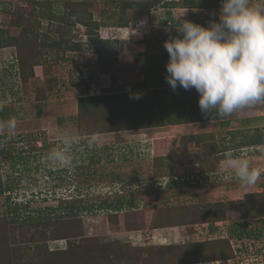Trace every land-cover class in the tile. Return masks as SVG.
Masks as SVG:
<instances>
[{
	"label": "rangeland",
	"instance_id": "rangeland-1",
	"mask_svg": "<svg viewBox=\"0 0 264 264\" xmlns=\"http://www.w3.org/2000/svg\"><path fill=\"white\" fill-rule=\"evenodd\" d=\"M38 1L48 2L59 14L74 9L100 22L98 37L117 41V65L110 57L104 63L113 66V74L100 70L98 55L87 45L88 38L82 36L84 28L78 24L70 33L75 36L71 41L80 48L61 51L58 57L57 50L48 49L41 58L46 65L53 66L47 75L50 80H56V85L47 91L43 69L36 66L35 79L24 92L14 65L15 50L0 48V110L3 112L0 122L12 117L17 121L10 136L0 134V183L4 189L0 194V264H189L183 263L184 256L191 254L186 253L190 251L186 247L204 242L206 259H217L218 246H222L219 240L228 238L231 230H240L241 224L258 236L229 239L233 253L229 260L194 264H264V216L246 217L245 211L249 206L246 203L250 204L245 196L264 192V145L236 147L244 136L256 135V128L264 131V106L237 110L227 117L229 129H219L216 121L218 128L212 127L211 132L214 139L200 144L187 143L186 133L168 135L165 132L171 125L156 122L157 118L165 122L171 115L187 112L171 100L170 107L153 106L164 95L162 89H154V84L167 83L168 54L163 44L180 35L176 30L177 17L185 8L160 5L147 10L148 0ZM200 1L205 7L188 8L184 18L202 26H207L210 20L218 21L220 0ZM251 2L264 7V0ZM31 12V3L0 0V30L18 35L17 13L23 19L30 17ZM142 19H146V25L137 29L138 34H132L130 24L137 28L136 22ZM119 22L124 27H117ZM58 24L40 20V35L62 37L54 34ZM110 35L115 37L105 39ZM112 48L108 47L105 53ZM40 51L43 55V50ZM36 86L45 89L43 102L36 100ZM125 89L131 98L140 96L147 119L134 120V129L116 123L110 129L118 131L88 134L92 127L85 126L86 133H78L80 97ZM177 90L176 97L184 99V89ZM187 92L190 96L187 107H196L197 92L194 89ZM172 106L178 107V111ZM198 112L199 107L193 120ZM201 116L205 118L209 114ZM198 123L201 124L197 125L195 134L206 135L207 131H203L206 122ZM234 128L239 130L233 131ZM145 129L151 130V138L142 135ZM64 131L78 134L79 143L71 147L69 163L54 164L46 156L61 147L58 133ZM229 152L248 159L250 166L260 169L262 175L255 185L242 188L232 171L220 166L221 159ZM167 156H170L168 160ZM192 160L198 164L186 163ZM199 164L204 174L199 173ZM186 176H192V182L180 181ZM170 178L173 184L168 183ZM118 200L123 202L120 205L123 210L116 214L108 216L105 209L98 207L103 202L119 206ZM253 200L257 207L264 208V198ZM230 201L234 202L236 211L238 207L241 210L229 209ZM68 203L76 207L92 206L93 210L81 209L78 218L61 217L66 216ZM169 207L177 212L163 221L178 226L161 227L167 223L158 224L159 217L169 212L166 211ZM203 211L207 212V218L201 220L198 215ZM212 211L217 216L224 214V218L211 224V218L215 217Z\"/></svg>",
	"mask_w": 264,
	"mask_h": 264
},
{
	"label": "trees",
	"instance_id": "trees-1",
	"mask_svg": "<svg viewBox=\"0 0 264 264\" xmlns=\"http://www.w3.org/2000/svg\"><path fill=\"white\" fill-rule=\"evenodd\" d=\"M19 1H24L32 4V12L29 15L30 17L19 19L20 18V13H17L18 20L15 22L17 27H20V32L18 35L13 36L10 35L8 32L5 30H0V48L3 49L5 47H10L15 50V66H17V75L19 77L20 81V86L25 92L28 88H30V82L31 80L35 79L34 77V68L36 66H40L43 69V76L46 80V86L48 87L47 91H51L54 86L56 85L55 83L56 80H50L48 78L49 75H47L51 68L53 67L51 64H45L43 60H41L44 55L48 52V49L51 50H57V57L60 55L61 51H69V50H75L76 47L80 48L79 44H75L71 40H74L70 32H72L70 29L72 28L74 30L76 25H82L84 28V32L82 33V36L85 35L88 38L87 45L92 47L93 51L95 54L98 55V60L100 61L99 68L102 72H108V74H113V70L111 67L113 66H106L104 62H106L110 57H113L114 60V65H117L116 59H117V41L116 40H103L98 37V29L100 28L101 23L98 21H93L90 16L85 15L83 12H78L77 10H74L73 7L68 14L61 13L59 14L57 9L51 8L49 6L48 2H42L38 0H19ZM147 4L145 7L147 10L153 9L157 6H160L165 8V7H170V8H204L205 6L203 5V2L200 0H171V1H166V0H148L146 2ZM66 15V16H64ZM33 17L34 19H32ZM40 20H47L49 22H58V26L54 30V34H57L62 36V37H55L51 38L48 33H43L40 35L41 32L39 29V24ZM119 26L117 27H124L121 22L118 23ZM166 24V21L163 22V25ZM63 26V27H62ZM67 30L66 33H64V30ZM69 29V30H68ZM48 31L49 28H48ZM52 32V31H51ZM70 33V34H69ZM113 47L111 50L108 51V54L105 53L107 48ZM43 50L44 54L42 55ZM45 59V58H44ZM57 61V59H56ZM55 61V62H56ZM54 62V63H55ZM103 63V65L101 64ZM113 64V62H112ZM111 64V65H112ZM139 64V63H138ZM105 66V67H104ZM47 67V70L45 69ZM52 71V70H51ZM50 71V72H51ZM78 84V82H77ZM75 84V85H77ZM154 89L158 91L157 89H162L161 91H164V95L162 97H158L156 99V103L154 101L153 106L159 107H164L165 104L167 105L168 102L171 100L173 101L172 104L175 106H182V109H186V111H180L178 112L177 115H171V117L167 118L165 122L159 121V118H157L156 122L159 125H177L181 124L183 122L186 123H194L195 122H202V121H211V122H221L222 125L228 127L230 121L227 120V118L224 119H219L216 118L215 115L209 114V117L205 116V118H202V113L201 111L198 112V116L196 120H193L195 118V115L197 113V107H198V100H196V107L188 108L187 104L188 98L190 96L188 95V92L186 90L182 91V96L184 99H181L180 96L176 97L177 95L175 94L176 91H173L168 83H160V84H154ZM179 90H182L183 88H177ZM177 90V91H179ZM131 93L128 91L123 90L121 92H115V91H104L102 95H96V96H83L78 99L77 102V108H78V114H77V129L78 133L80 135H84V127H92V129L89 130L88 134H98V133H106V132H114L118 131L117 128L115 129H110L117 124L124 125L126 128L127 127H132L133 123H135L134 120L136 119H147V115L145 113V109H142L141 104L139 99H133L131 96H129ZM198 93L196 98L198 99ZM46 99L45 96V89L44 87H38L36 86V100L37 102H43ZM194 99V98H192ZM161 101V104L159 102ZM192 101V100H191ZM195 101V100H194ZM169 105V104H168ZM175 106H172L173 108ZM166 107V106H165ZM167 107H170L167 106ZM178 107H175L177 110ZM196 108V109H195ZM124 110H127L124 111ZM178 111V110H177ZM1 114L3 115V112L0 110ZM180 113V114H179ZM182 117V118H181ZM185 119V120H184ZM124 120V121H123ZM165 123V124H164ZM93 124L95 128L93 127ZM155 126H159V125ZM120 125V126H121ZM89 129V128H88ZM131 129H134L133 127ZM257 129V130H256ZM255 129V134L250 138H247L244 136V138L236 144L237 148L245 147V146H260L264 145V131L261 130L262 132H259L258 128ZM213 134L209 135H200L196 134L194 136H188L187 138V143L195 142L196 144H200L202 141H212ZM174 141V140H170ZM235 147V148H236ZM161 148V146H160ZM165 151V150H161ZM218 153V152H215ZM170 156H167V159H169ZM223 160V159H221ZM187 164H198V162L195 160H192L191 162L188 161L186 162ZM176 165L178 162H176ZM199 173H205L203 172L204 169H201V165L199 164ZM163 170V169H162ZM163 175V174H161ZM118 179V178H116ZM170 181L168 182L169 184L172 183V179H169ZM188 183V182H187ZM173 184V183H172ZM4 193V189L2 188V184L0 183V194ZM70 197V196H68ZM264 198V192H260L256 194L254 197L253 195H246L245 198L248 199L250 204L246 201L241 202L239 205H242L243 203H246L247 206L245 211L248 213L246 217H250L253 215L256 216H264V208H259L257 207V202L253 200V198ZM123 202L121 200H118V205L116 204H107V202H103L102 204H99V209L103 210L105 209L107 211V215L110 216L109 213L116 214L123 210L122 206H120ZM228 206L230 207L229 209L234 210L235 212H239L241 209L240 207L237 208L238 211H236V208H234V202L230 201L228 203ZM66 210V213L64 215L66 216H61V217H71V218H78V212L82 210L86 211H92L93 208L92 206L87 208L86 207H81V206H74L71 203H68ZM81 207V208H79ZM94 207V206H93ZM63 209V208H62ZM51 210V209H50ZM49 210V211H50ZM61 210V208H60ZM166 211H169L167 213H164V216L161 215L158 220V224L160 223H167V224H162L161 227L163 226H173L177 225L176 223H170V222H164L163 220L165 218H168L167 216H174L177 212V210H173V208L169 207L166 208ZM174 211V212H173ZM171 212V213H170ZM214 212L213 218H211V224H213L215 221L222 220L224 218V214L217 216L216 211ZM172 213H174L172 215ZM207 212H202L199 213L200 219H206ZM244 215V214H243ZM43 220V219H42ZM46 220V219H44ZM202 220V219H201ZM111 222V220H110ZM241 224L240 227H242L240 230L234 229L230 231V234H228V238L219 240V243L222 244V246H218L217 251L219 252V257L217 259H206L207 254L203 253L205 248H207L206 244L204 242H199L198 245L192 247H186L185 250H190L187 251L191 252L189 255H185L183 263H189V264H194V263H205V262H210L211 260H229L233 258V253L232 249L229 245V239L231 238H236V239H242L243 237H251V238H256L258 235L256 232L252 233L250 230L248 231L244 226ZM178 226V225H177ZM211 242V241H210ZM218 242V240H217ZM203 245V246H202ZM224 245V246H223ZM201 246V247H200ZM202 252H201V251ZM193 251L195 254L193 255ZM200 253H202V257L199 258ZM193 255V256H192ZM197 256V257H196ZM209 257V256H208ZM136 264V263H135Z\"/></svg>",
	"mask_w": 264,
	"mask_h": 264
},
{
	"label": "clouds",
	"instance_id": "clouds-1",
	"mask_svg": "<svg viewBox=\"0 0 264 264\" xmlns=\"http://www.w3.org/2000/svg\"><path fill=\"white\" fill-rule=\"evenodd\" d=\"M220 4L218 21L210 20L207 26L185 19L189 11L185 8L177 17L180 35L165 40L163 46L168 54L165 80L170 88L194 89L201 113L224 119L237 110L264 106V7L251 0H220ZM146 23V19L137 21V28L130 24L131 33L138 34L137 29ZM16 126L15 117L0 122V134L10 136ZM58 135L61 147L51 150L46 159L69 163L68 153L79 143V136L69 131ZM223 165L242 188L255 185L262 175L248 159L231 152Z\"/></svg>",
	"mask_w": 264,
	"mask_h": 264
},
{
	"label": "crops",
	"instance_id": "crops-1",
	"mask_svg": "<svg viewBox=\"0 0 264 264\" xmlns=\"http://www.w3.org/2000/svg\"><path fill=\"white\" fill-rule=\"evenodd\" d=\"M249 117H251V116H248V117H246V118H249ZM251 119V118H250ZM230 120V119H229ZM249 120V119H248ZM247 120V121H248ZM232 121V120H231ZM206 123H205V125L206 126H204V128H203V131H207L205 134H207V135H209V134H211V132H212V127L214 128V129H216V128H218L217 127V125H216V123L215 122H211V121H205ZM210 122V123H209ZM199 124H201V123H181V124H177V125H171L170 127H169V129H168V131L167 132H165V133H168V135H177L178 136V133L180 134L181 133V135H183L184 133H186V134H184V135H189V136H194V135H196L195 133L196 132H198L197 131V128H198V126L197 125H199ZM213 124H215V125H213ZM213 125V126H212ZM226 126H224V125H222V123L221 122H219V129H221V128H225ZM229 127V126H228ZM228 127H226V129H229ZM248 128V127H247ZM161 129L163 130V129H167V127H161ZM237 130H239L238 128H234L233 129V131H237ZM161 131V130H160ZM127 132V131H126ZM142 132H143V136H150V132H151V130L150 131H148L147 129H145V130H142ZM163 132V131H162ZM154 136H157L156 135V133H155V135ZM150 138H151V136H150ZM223 161H224V159H223ZM223 161H220L221 163H220V166H222L223 165Z\"/></svg>",
	"mask_w": 264,
	"mask_h": 264
},
{
	"label": "built area",
	"instance_id": "built-area-1",
	"mask_svg": "<svg viewBox=\"0 0 264 264\" xmlns=\"http://www.w3.org/2000/svg\"><path fill=\"white\" fill-rule=\"evenodd\" d=\"M117 31H121V29H117ZM118 33V32H117ZM113 37H115V36H113V35H110L109 37H107V38H105V39H112ZM103 38V37H102ZM252 111V110H251ZM253 112H251V113H249V114H252ZM249 116H251V115H249ZM173 178V177H172ZM174 180H175V178H173ZM192 180H193V177L192 176H186L185 178H181L180 179V181H184V182H187V181H189V182H192ZM170 180L168 179V182H169ZM172 182H173V180H172ZM174 183V182H173Z\"/></svg>",
	"mask_w": 264,
	"mask_h": 264
}]
</instances>
